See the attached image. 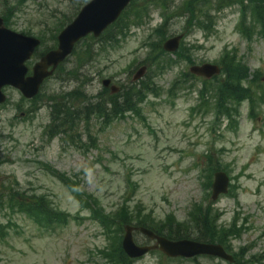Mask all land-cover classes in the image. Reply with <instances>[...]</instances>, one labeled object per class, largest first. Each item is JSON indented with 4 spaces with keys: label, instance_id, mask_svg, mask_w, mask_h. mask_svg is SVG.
Returning a JSON list of instances; mask_svg holds the SVG:
<instances>
[{
    "label": "rangeland",
    "instance_id": "obj_1",
    "mask_svg": "<svg viewBox=\"0 0 264 264\" xmlns=\"http://www.w3.org/2000/svg\"><path fill=\"white\" fill-rule=\"evenodd\" d=\"M18 1L0 0V15L5 4L16 5ZM168 1L170 10L182 4L181 0ZM16 8L10 29L22 34L29 31L34 36L44 31V24L50 27L57 18L76 13L69 0L27 1ZM153 14L155 27L160 24L162 13L156 10ZM216 18L215 32L207 34L196 26L186 38L187 44L200 46L192 51L194 61L216 63L225 48H236L252 73L260 70L264 78V40L255 37L251 45L246 43L237 31V9L217 13ZM171 22L172 34L183 32L185 18L174 17ZM149 29L135 30L115 50L95 52L79 68V80H49L43 94L49 96L83 86L95 96L103 89L101 82L105 78H113L119 86L128 85L146 54L143 43ZM81 46L88 48V43ZM80 55L85 53L81 51ZM76 58L71 57L67 68H76ZM185 71L189 72V66L181 63L156 79L159 96H149L140 115L131 114L107 127L103 120L92 117L89 131L99 146L86 152L66 144L63 147L58 140L48 143L43 130L51 122L50 105L42 102L38 114L31 116L26 111L30 102L22 100L17 90H8L9 102L0 109V134L4 137L0 140V188L11 184L28 195L44 194L53 207L68 212L72 218L51 231L24 214L0 209V229L3 227L5 233H0V264H106L100 251L109 246V241L102 225L40 163L80 177L81 189L100 200L108 213L122 204L130 180L134 184L131 192L135 190L133 202L141 203L155 220L162 221L173 214L178 221H186L193 204L207 205L202 168H208V154L226 169L237 186L236 196H225L214 205L223 213L224 226L236 219L238 227H246L240 237L231 241L233 251L247 250L246 264L248 260L264 264V259L262 263L256 261L264 255V103L258 107L256 118L249 116L248 104H244L237 128H226L211 104L200 103V80L177 95H169L175 78ZM135 239L141 245L145 242L140 233L135 234ZM160 263L227 264L208 258L170 262L161 254L152 253L135 264Z\"/></svg>",
    "mask_w": 264,
    "mask_h": 264
},
{
    "label": "trees",
    "instance_id": "obj_2",
    "mask_svg": "<svg viewBox=\"0 0 264 264\" xmlns=\"http://www.w3.org/2000/svg\"><path fill=\"white\" fill-rule=\"evenodd\" d=\"M158 1L159 0H135L131 8L125 12L124 17L114 24L113 28L106 33L104 36L106 43L115 45L122 39H126V35L132 25L141 26L145 24L150 16L148 12L150 5H159ZM202 1L205 0H186L180 10L190 13L191 24L199 23L203 29L209 30L212 23L211 19H208L209 13L206 8L211 1H206L205 4L199 6ZM87 2H89V0H78V4L80 3L79 5H83ZM229 6H240L241 15L238 30L249 43L252 42L255 34L260 38H264V0H217L216 2V9L228 8ZM197 9L204 14L205 20L203 22L198 18ZM5 20L6 22L8 21L7 19ZM68 21H70V19ZM61 22L64 23V20H61ZM168 27V17L165 16V20L160 27L153 30L155 39L150 44L151 51L147 57V60L149 62L151 61L153 65L160 66L161 63H163L164 66H170L175 62L169 55L165 54L161 48L162 43L168 38ZM51 34H53L52 39L55 41L57 35L54 32H51ZM188 51L189 49L182 48L178 57L188 58L190 60L186 54ZM163 57H167L168 60L164 61ZM223 57L221 61L223 72L219 78L215 79L218 84L209 87L211 83L208 82L205 84V90L201 92L203 99L205 94L210 93L211 98L216 103V114L219 116L225 115L230 122L233 123L235 121V115L239 114V107L244 100H249L251 102V112L254 114L253 108L256 104V94L253 93V90L245 87V82L249 79V68L238 60L236 52H225ZM255 75V78L260 81L259 74L257 73ZM185 78H187V75H185ZM149 90L150 86L148 84H144L142 89L136 90L135 92L129 90L126 92L124 103L121 106L116 103V101L111 100V107L114 111L113 117L120 116L123 118L126 113L130 112L139 114L140 104L147 97L145 91ZM82 96L86 97L85 94L81 93L79 90H73L61 94L60 96H55L52 106L54 123L49 128L50 131L48 130V133L52 136V131L56 134H63L67 142L78 145L79 148H81L82 145L81 141H76V139H78V132L76 131L78 122L87 121L92 114H96L98 117L105 118L110 122L112 120L107 110L103 108L102 102H97L95 105H91L92 107L90 108L85 106L82 111L75 104L76 101L83 98ZM90 142L91 147L89 146V149L97 148V142L93 140H90ZM43 167L55 177L59 178V180L71 190L75 199L79 200L84 208L91 211L94 220L101 222L110 241V246L101 251V255L105 256L108 263L110 262L109 264L134 263L122 251L121 239L123 224H136L145 228L147 227L157 234L166 236L169 239H193L203 243H219L225 248L228 246L230 238H238L242 233L241 228H236V223L229 228L219 227L221 214L218 210H215L213 208L214 206L209 202L210 195L207 197V207L203 204L193 205V209L189 214L190 219L185 223L178 222L177 219L171 215L166 218V221L161 222L156 221L150 213L143 214V209L140 204L136 203L134 206L130 205L134 192L131 193L129 198L123 201L117 212L108 215L98 199L89 194L85 195L80 189L79 179H74L66 174L62 175L53 167L51 168L47 165H43ZM218 169L220 168L215 167L213 164L208 169L210 174L205 182V186L208 190L211 189L212 186L213 173ZM235 189L236 187L233 186L230 192L232 196L236 194ZM5 193V201H7L12 211L21 212L30 217L33 216L42 223L45 221L49 223L50 226L54 225V223L66 224L67 220L70 218L68 213L52 208L44 195L39 197L36 195L29 196L23 191L13 189L7 190ZM3 194V192H0V204H3ZM244 255V250L235 255L238 264L242 263Z\"/></svg>",
    "mask_w": 264,
    "mask_h": 264
},
{
    "label": "water",
    "instance_id": "obj_3",
    "mask_svg": "<svg viewBox=\"0 0 264 264\" xmlns=\"http://www.w3.org/2000/svg\"><path fill=\"white\" fill-rule=\"evenodd\" d=\"M130 1L93 0L90 2L82 10L76 21L69 25L59 36L60 45L58 51L51 52L41 63L37 64L33 78L25 77L28 69L24 63L31 58L33 51L41 42L6 30L3 28V20L0 18V103L6 101L4 94H2V88L5 85L20 88L25 97H35L40 89V85L53 73V71H48L49 67L53 66L56 69L59 63L72 53L75 43L82 37L92 33L95 37H99L109 25L113 24L120 17L122 11L130 4ZM180 40L181 38H174L165 43L164 48L169 52L176 51L179 48ZM191 69L194 75L203 76L207 79L220 73V68L211 65L196 66ZM144 72V69L140 70L136 79H139ZM109 83V81H105L104 85L108 86ZM229 184V178L225 172L215 175L213 201L217 200L220 195H225L228 192ZM135 229L127 226L125 228L126 235L122 242L123 250L133 259L145 256L151 250L160 249L169 257L183 256L190 259L196 256L209 255L232 263L234 261L233 257L226 253L220 245L201 244L188 240L178 242L168 241L144 228L139 229V231L150 239L156 240L158 245L154 247H141L134 242L133 233Z\"/></svg>",
    "mask_w": 264,
    "mask_h": 264
}]
</instances>
